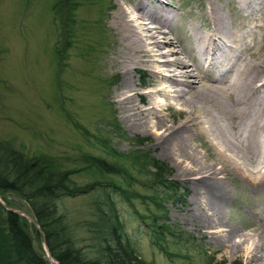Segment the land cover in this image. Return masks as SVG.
Returning a JSON list of instances; mask_svg holds the SVG:
<instances>
[{
  "label": "rangeland",
  "instance_id": "obj_1",
  "mask_svg": "<svg viewBox=\"0 0 264 264\" xmlns=\"http://www.w3.org/2000/svg\"><path fill=\"white\" fill-rule=\"evenodd\" d=\"M128 1L75 0L76 39L67 49V60L63 59L58 67L53 52L59 41L55 0H0V141L10 143L14 149H24L30 156L62 158L65 165H78L80 170L86 155L111 164L116 161L126 168L131 174L130 184L125 187L121 179L115 177L120 191L108 195L119 226L121 222L138 256L149 264H264V172L258 171L262 166L247 172H253L251 183L245 181L243 173L235 171V167L248 170L240 163L230 162L227 172L217 175V182L224 185L226 196L216 205L221 207L222 220L226 224L223 228H206L204 213L197 207L200 199L206 200L204 193L200 190L196 195L198 199L193 197L194 187L189 180L198 179L184 176L191 173L194 166L162 159L159 148L154 146L158 130L149 129L144 133L132 130L129 120H125L126 110L110 104L115 93L121 92V74L114 75L113 71L117 33L111 17L117 2ZM163 1L158 4H167V14L183 17L187 25L194 23L201 31L209 30L204 0ZM212 1L223 6L229 26L242 27L251 34L248 43L252 54L248 57L249 47L245 45L243 57L256 61L264 53V0H251L244 4L249 8L243 11L229 0ZM172 26L169 29L171 40L175 44L178 42L184 53L190 54L185 46L182 47L185 40L178 31L180 24ZM148 72L143 68L136 70L131 88L142 95L139 101L134 96L142 110L148 108V103L163 105L167 102L146 94L154 79ZM259 77L264 80V74ZM174 103L176 105L169 112H157L161 118L176 124L182 122L183 114L178 112L180 105ZM190 134L193 135L190 144L201 159L200 165L220 168L219 161H214L210 154L212 144L199 138L195 129ZM135 151L169 167L167 184L170 182L172 188H151L148 179L130 166L131 161L122 158ZM181 169L188 172L182 175ZM97 177L95 173L83 171L75 176V181L83 186ZM2 195L4 198L0 196V201L9 208L33 216L22 195L17 192ZM105 196L106 193L96 191L84 197L65 198L59 206L71 233L75 234L77 249L90 257H98L101 246L97 239L98 220L92 228L88 222L96 220L95 202L105 205ZM153 222L161 226L165 234V243L161 245L155 244L148 229ZM27 223L25 229L34 252L45 257L47 247L42 235L38 228ZM230 230H234L233 244L240 247L237 251L224 242Z\"/></svg>",
  "mask_w": 264,
  "mask_h": 264
},
{
  "label": "bare ground",
  "instance_id": "obj_2",
  "mask_svg": "<svg viewBox=\"0 0 264 264\" xmlns=\"http://www.w3.org/2000/svg\"><path fill=\"white\" fill-rule=\"evenodd\" d=\"M159 1L163 0L116 3L111 17L117 33L113 71L114 75L121 74V92H116L109 102L126 110L125 120H129L132 130L138 129L142 133L158 130L159 137L154 146L159 148L162 159L194 166L188 175H184L187 170L181 169L180 173L189 179H198L189 182L194 187L193 197L197 198L201 190L206 198L197 202L198 209L204 213V226L223 228L226 223L222 220V209L216 203H221L226 195L224 185L217 182V175L227 172L230 162L248 168L234 169L243 173L249 183L253 175V172L247 173L250 169L262 166L258 171L264 172V80L259 77L264 74L261 62L264 53L256 61L244 59L245 45L249 47L248 57L252 54L248 43L252 36L242 27L228 25L223 6L218 1H203L207 6L208 31H201L194 23L187 25L183 17L167 14V4L163 1L164 6H161ZM229 2L243 11L249 8L244 4L251 0ZM176 23L180 24L178 31L185 40L182 47L185 46L190 54L184 53L181 45L170 38L169 29ZM139 68L147 69L154 78L146 94L165 99L167 102L163 105L148 103V108L142 110L135 103L134 96L138 101L142 96L135 89L131 90L134 72ZM174 102L180 105L178 112L183 114L182 122L176 124L161 118L157 112H169ZM194 129L199 138L212 144L210 154L214 161H219L220 168L200 165L201 159L190 144L193 137L190 131ZM233 235L234 230L228 231L224 242L229 243L228 248L237 251L240 247L233 244Z\"/></svg>",
  "mask_w": 264,
  "mask_h": 264
},
{
  "label": "trees",
  "instance_id": "obj_3",
  "mask_svg": "<svg viewBox=\"0 0 264 264\" xmlns=\"http://www.w3.org/2000/svg\"><path fill=\"white\" fill-rule=\"evenodd\" d=\"M74 2L75 0H55L53 5L56 8L55 17L59 20V41L53 51L58 67L63 59L67 60V49L71 48V41L76 39L73 26L76 11ZM122 158L131 161L130 166L137 168L145 180L148 179L151 188H172L170 182L167 184L169 167L162 162L145 158L140 151L122 155ZM83 171L95 173L98 177L82 186L75 181V176ZM115 177H119L125 187L131 182V174L116 161L111 164L105 159L86 155L80 170L78 165H65L62 158L30 156L24 149L17 150L10 143L0 141V196L4 198L2 194L5 192L22 195L39 227L44 245L58 264H149L138 256L123 231L121 222L120 226L117 222L118 216L108 195L109 192L116 194L120 191L119 181L114 180ZM96 191L106 193V204L95 202L93 212L96 220L88 222L92 228L98 220L97 239L101 246L98 251L100 255L90 257L77 249L75 234L71 233L66 216L59 206L65 198L84 197ZM6 206L9 207L8 204ZM26 224L28 223L23 216L11 213L0 205V264H50L42 253L37 255L34 252L25 229ZM161 228L155 222L148 228L157 245L165 243V234L161 232Z\"/></svg>",
  "mask_w": 264,
  "mask_h": 264
},
{
  "label": "water",
  "instance_id": "obj_4",
  "mask_svg": "<svg viewBox=\"0 0 264 264\" xmlns=\"http://www.w3.org/2000/svg\"><path fill=\"white\" fill-rule=\"evenodd\" d=\"M0 204H2L3 206H5L4 203H2L1 201H0ZM15 213L18 214V215H21V216L23 215L20 212H15ZM28 220L31 221L30 219H28Z\"/></svg>",
  "mask_w": 264,
  "mask_h": 264
}]
</instances>
